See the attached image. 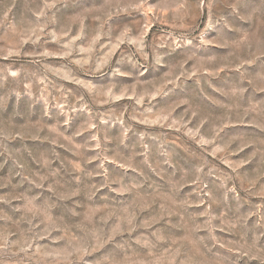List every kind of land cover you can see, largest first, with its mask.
Instances as JSON below:
<instances>
[{"label": "rangeland", "instance_id": "obj_1", "mask_svg": "<svg viewBox=\"0 0 264 264\" xmlns=\"http://www.w3.org/2000/svg\"><path fill=\"white\" fill-rule=\"evenodd\" d=\"M264 0H0V264H264Z\"/></svg>", "mask_w": 264, "mask_h": 264}, {"label": "clouds", "instance_id": "obj_2", "mask_svg": "<svg viewBox=\"0 0 264 264\" xmlns=\"http://www.w3.org/2000/svg\"><path fill=\"white\" fill-rule=\"evenodd\" d=\"M260 26H261V28H264V21H261Z\"/></svg>", "mask_w": 264, "mask_h": 264}]
</instances>
